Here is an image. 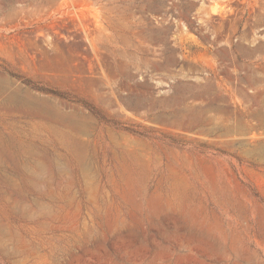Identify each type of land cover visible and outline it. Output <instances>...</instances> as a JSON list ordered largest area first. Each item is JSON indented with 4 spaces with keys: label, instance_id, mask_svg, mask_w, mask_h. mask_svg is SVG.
Masks as SVG:
<instances>
[{
    "label": "rangeland",
    "instance_id": "rangeland-1",
    "mask_svg": "<svg viewBox=\"0 0 264 264\" xmlns=\"http://www.w3.org/2000/svg\"><path fill=\"white\" fill-rule=\"evenodd\" d=\"M0 264H264V0H0Z\"/></svg>",
    "mask_w": 264,
    "mask_h": 264
}]
</instances>
